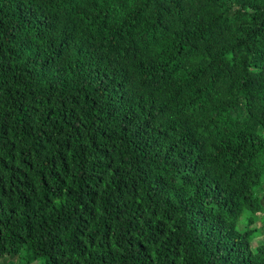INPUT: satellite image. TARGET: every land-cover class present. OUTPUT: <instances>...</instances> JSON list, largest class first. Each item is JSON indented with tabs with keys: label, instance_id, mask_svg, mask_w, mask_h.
<instances>
[{
	"label": "trees",
	"instance_id": "1",
	"mask_svg": "<svg viewBox=\"0 0 264 264\" xmlns=\"http://www.w3.org/2000/svg\"><path fill=\"white\" fill-rule=\"evenodd\" d=\"M3 257L264 264V0H0Z\"/></svg>",
	"mask_w": 264,
	"mask_h": 264
},
{
	"label": "rangeland",
	"instance_id": "2",
	"mask_svg": "<svg viewBox=\"0 0 264 264\" xmlns=\"http://www.w3.org/2000/svg\"><path fill=\"white\" fill-rule=\"evenodd\" d=\"M254 226L259 228L261 226V223L258 221L256 222ZM262 242H263V237L260 236L252 242L251 246L252 248H255L257 244L262 243ZM17 262H18V259H9V258H4V257L0 258V264H17Z\"/></svg>",
	"mask_w": 264,
	"mask_h": 264
}]
</instances>
